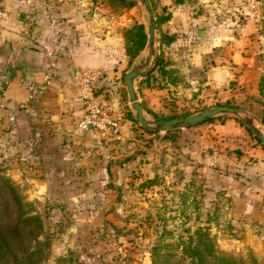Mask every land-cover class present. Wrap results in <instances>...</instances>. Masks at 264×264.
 Wrapping results in <instances>:
<instances>
[{"label":"crops","instance_id":"crops-1","mask_svg":"<svg viewBox=\"0 0 264 264\" xmlns=\"http://www.w3.org/2000/svg\"><path fill=\"white\" fill-rule=\"evenodd\" d=\"M163 4L170 9L163 24L173 35L166 44L169 63L164 75L153 68L135 78L144 111L170 112V89L172 96L191 97L204 107H242L264 125V0L259 9L248 0ZM0 8L8 11L0 19V162L12 172L17 167L43 172L28 179L45 189L53 182H75L73 173L86 183L102 180L95 175L102 137L78 126L83 105L72 71L105 70L97 91L121 118L122 138L130 137L132 108L121 77L133 68H126L123 28L140 20L135 7L116 9L104 0H34L30 6L0 0ZM239 121L231 116L208 121L201 134L196 124L185 127L193 136L184 151L191 157L186 166L203 173L204 185L224 196L217 210L242 233L235 240L253 243L254 233L264 231V145ZM230 135L237 140H220ZM81 196L88 195L77 199Z\"/></svg>","mask_w":264,"mask_h":264},{"label":"rangeland","instance_id":"rangeland-1","mask_svg":"<svg viewBox=\"0 0 264 264\" xmlns=\"http://www.w3.org/2000/svg\"><path fill=\"white\" fill-rule=\"evenodd\" d=\"M135 1L133 11L146 28L147 12L139 0ZM152 2L156 8L154 12L170 13L163 0ZM164 30L168 29L163 23L156 28V48L158 57L162 54L165 66L169 63V50L159 41ZM146 55L145 45L132 61H128L126 68L141 66L147 69L155 62L154 68L164 75L163 66L162 69L157 67L156 61L144 65ZM168 93L170 99L167 101L174 107H170V112L157 113L159 116L184 115L206 108L207 104L192 102L191 97H174L170 89ZM144 112L147 117H154L148 110ZM222 117L227 115H216L213 120ZM208 121L192 127H199L201 134L204 132L201 127ZM256 122L264 132V125ZM246 129L252 139L262 144L251 130ZM129 131L130 137L126 139L101 136L100 145L95 148V175L102 180L96 182L86 183L73 173L75 182H53L45 189L28 179L31 174L43 176V172L25 167H17L12 172L13 169L0 162V179H10L29 204L27 207H32V212L42 218L44 229L39 237L49 242L44 264H151L150 250L157 241L176 243L201 226L209 228L216 246L237 251L247 264H264V231L254 233L256 240L253 243L235 240L242 233L217 210L218 202L224 196L220 198L218 188L208 189L204 185L203 173L186 166L191 157L184 149L193 134L185 132V127L170 133L155 131L153 134L144 130L137 120L129 125ZM77 170L72 168L71 172ZM82 170L79 168V172L86 171ZM154 175L158 183L142 186L144 178ZM81 193L88 196L77 199ZM64 195L68 197L62 198ZM0 210H4V222L13 220V207L0 202ZM176 260L178 264H190L186 256H178Z\"/></svg>","mask_w":264,"mask_h":264},{"label":"trees","instance_id":"trees-1","mask_svg":"<svg viewBox=\"0 0 264 264\" xmlns=\"http://www.w3.org/2000/svg\"><path fill=\"white\" fill-rule=\"evenodd\" d=\"M104 1L113 7H132L136 2L135 0ZM153 9H156L154 4ZM155 16L158 28L161 23L169 18L170 13L155 12ZM123 38L125 53L130 62L146 45L147 31L144 23L136 19L129 26L124 27ZM172 40L173 35L171 33L166 30L161 31L159 37L161 45L169 44ZM164 63L161 54L156 59V66L162 69ZM148 111L156 118L178 116V114L159 116L154 111ZM127 114L130 119L136 120L132 110H127ZM207 120L211 121L213 117ZM239 122L244 125L242 121ZM143 129L155 132L148 127H143ZM175 130L177 129L166 130L165 133ZM158 182L157 176L154 175L144 178L141 184L142 186H149ZM0 195V202L5 206L10 205L15 211L13 220L4 222V210H0V264H44L43 260L47 256L49 242L46 238L39 237L44 229L41 216L32 212V207H27L29 204L23 200L22 195L10 179L1 177ZM5 195L6 198L3 197ZM2 198L5 199L4 202L1 201ZM150 253L151 264H178L176 257L181 255L188 257L190 264H247L237 251L216 246L209 228L202 226L194 232H189L186 237L179 239L176 243L157 241L152 245Z\"/></svg>","mask_w":264,"mask_h":264},{"label":"water","instance_id":"water-1","mask_svg":"<svg viewBox=\"0 0 264 264\" xmlns=\"http://www.w3.org/2000/svg\"><path fill=\"white\" fill-rule=\"evenodd\" d=\"M147 12V55L144 60V65H148L152 60L156 61L158 52L156 48V16L150 0H139ZM155 67V62L147 69L141 66H136L125 72L124 81L127 90L128 98L132 108L135 111V118L143 127H148L153 131H166L178 128L187 127L205 121L216 115H227L242 121L264 144V132L256 122L254 117L246 109L232 104H217L206 107L198 112H193L185 115H178L166 118L147 117L145 115L143 105L140 101L137 89L135 87V78L149 73Z\"/></svg>","mask_w":264,"mask_h":264},{"label":"built area","instance_id":"built-area-1","mask_svg":"<svg viewBox=\"0 0 264 264\" xmlns=\"http://www.w3.org/2000/svg\"><path fill=\"white\" fill-rule=\"evenodd\" d=\"M33 1L24 0L29 6ZM248 1L253 8L259 9V0ZM7 15V9L0 8V19ZM105 76L106 72L101 67L80 66L72 71V77L80 90L83 105V114L78 120V126L84 130L94 129L107 139H119L122 137L121 118L109 110L104 96L97 91L98 84ZM222 138L228 141L237 140L231 135Z\"/></svg>","mask_w":264,"mask_h":264}]
</instances>
